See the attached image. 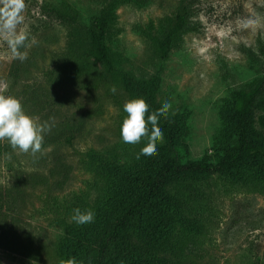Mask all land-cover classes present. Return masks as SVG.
I'll return each mask as SVG.
<instances>
[{
  "label": "rangeland",
  "instance_id": "obj_1",
  "mask_svg": "<svg viewBox=\"0 0 264 264\" xmlns=\"http://www.w3.org/2000/svg\"><path fill=\"white\" fill-rule=\"evenodd\" d=\"M24 2L17 31L27 34L19 49L27 58H14L0 35V88L6 85L5 95L51 127L35 155L12 149L0 156L1 203L15 229L0 242V264H69L73 235L102 230L121 216L117 174L124 170L125 179L147 160L136 158L146 140L122 142L123 105L132 96L113 73H79L70 55L71 30L42 13L43 5H53L88 23L102 0ZM180 2L119 0L107 43L118 70L158 76L156 105L161 110L167 102L165 115L182 130L180 161L217 164L230 154L233 93L260 72L253 54L264 55V0H195L188 30L161 61L157 39L173 26ZM254 126L264 133L262 107ZM164 146L162 139L157 151ZM168 191L182 210L166 233L142 237L135 228L139 251L154 264H264L262 163L186 178ZM75 208L94 211V220L75 223Z\"/></svg>",
  "mask_w": 264,
  "mask_h": 264
},
{
  "label": "trees",
  "instance_id": "obj_2",
  "mask_svg": "<svg viewBox=\"0 0 264 264\" xmlns=\"http://www.w3.org/2000/svg\"><path fill=\"white\" fill-rule=\"evenodd\" d=\"M118 1L102 0L101 9L88 23L80 21L74 12L64 11L53 5H43L42 13L50 22L60 23L71 30L70 55L76 61L74 68L79 73H91L97 68L113 73L117 84L133 99L143 98L149 105V112H158V76H140L118 70L109 49L107 38L114 7ZM194 3L195 0H181L173 26L163 37L157 39L156 56L159 60L168 58L175 43L188 30ZM253 59L257 61L260 72L250 83L242 85L233 93L230 154L217 164L207 159L182 163L178 154L182 142L179 122L167 115L160 118L158 127L163 131L165 146L151 159L144 160L127 178L124 179V170L118 172L121 183L115 198L123 203L121 216L102 230L91 234L85 232L73 235L68 245L69 249H72L69 264H154L148 255L139 251L135 228H138L142 237L166 233L174 222V217L180 215L182 210L180 200L168 191L172 184L186 178H202L211 174L232 172L250 162H260L264 165V133L254 126L255 111L259 107L264 108V55L253 54ZM67 141L70 144L71 137ZM10 150L11 146L5 140H0V156ZM57 161L63 164L60 158ZM1 201H4L2 197L0 242L8 241L15 230L10 227L12 222L8 219V212H4L6 207ZM10 201L7 202L8 207ZM12 201L16 205V202ZM138 224H144L146 227H136Z\"/></svg>",
  "mask_w": 264,
  "mask_h": 264
},
{
  "label": "clouds",
  "instance_id": "obj_3",
  "mask_svg": "<svg viewBox=\"0 0 264 264\" xmlns=\"http://www.w3.org/2000/svg\"><path fill=\"white\" fill-rule=\"evenodd\" d=\"M24 0H0V35L6 39L14 58L24 60L27 53L19 49L25 46L27 34L17 31V25L22 22ZM6 85L0 88V140H7L13 150L35 155L41 151L44 134L50 131V125L37 122L28 115L20 100L11 95H5ZM115 92V87L112 88ZM169 104L165 102L158 112H149V105L143 98L126 101L123 111L126 116L120 125V138L124 144L135 146L146 140L136 158L151 159L157 153V143L163 139V131L158 127L160 118L165 116ZM147 114V115H146ZM94 211L90 209H73L71 220L79 225L91 223Z\"/></svg>",
  "mask_w": 264,
  "mask_h": 264
}]
</instances>
